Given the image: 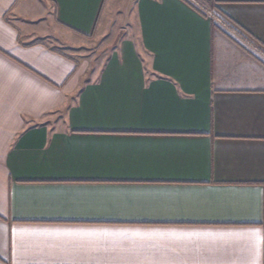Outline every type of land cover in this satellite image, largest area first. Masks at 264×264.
Segmentation results:
<instances>
[{"label": "crops", "instance_id": "0c3cea01", "mask_svg": "<svg viewBox=\"0 0 264 264\" xmlns=\"http://www.w3.org/2000/svg\"><path fill=\"white\" fill-rule=\"evenodd\" d=\"M205 1L0 0V264H264V0Z\"/></svg>", "mask_w": 264, "mask_h": 264}, {"label": "rangeland", "instance_id": "374dc122", "mask_svg": "<svg viewBox=\"0 0 264 264\" xmlns=\"http://www.w3.org/2000/svg\"><path fill=\"white\" fill-rule=\"evenodd\" d=\"M112 4L110 7V13L108 16V24L103 34L95 35L89 38L92 40H103L111 41L117 40L124 36L125 32L128 31L130 25L131 9L133 0H111ZM195 8L205 11L207 13V5L205 0H188ZM51 47L58 48L72 56H85L90 51L95 49L89 46H76L73 43H69L65 38H45ZM98 43V42H97ZM89 45V44H87Z\"/></svg>", "mask_w": 264, "mask_h": 264}, {"label": "built area", "instance_id": "2783aa9c", "mask_svg": "<svg viewBox=\"0 0 264 264\" xmlns=\"http://www.w3.org/2000/svg\"><path fill=\"white\" fill-rule=\"evenodd\" d=\"M207 13H208V16L209 17H212L213 16V13L212 12L208 11Z\"/></svg>", "mask_w": 264, "mask_h": 264}]
</instances>
